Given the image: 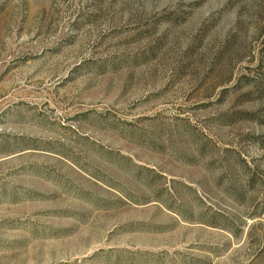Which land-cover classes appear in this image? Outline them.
Listing matches in <instances>:
<instances>
[{"label": "rangeland", "instance_id": "obj_1", "mask_svg": "<svg viewBox=\"0 0 264 264\" xmlns=\"http://www.w3.org/2000/svg\"><path fill=\"white\" fill-rule=\"evenodd\" d=\"M0 264H264V0H0Z\"/></svg>", "mask_w": 264, "mask_h": 264}]
</instances>
